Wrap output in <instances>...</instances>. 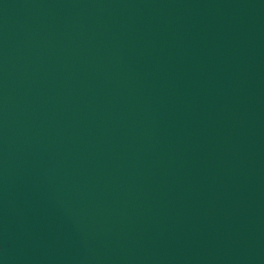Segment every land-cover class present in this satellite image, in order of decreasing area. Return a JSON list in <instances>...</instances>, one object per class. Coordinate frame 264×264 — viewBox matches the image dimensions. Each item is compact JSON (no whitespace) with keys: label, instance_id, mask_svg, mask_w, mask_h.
Returning a JSON list of instances; mask_svg holds the SVG:
<instances>
[{"label":"water","instance_id":"1","mask_svg":"<svg viewBox=\"0 0 264 264\" xmlns=\"http://www.w3.org/2000/svg\"><path fill=\"white\" fill-rule=\"evenodd\" d=\"M0 264H264V0H0Z\"/></svg>","mask_w":264,"mask_h":264}]
</instances>
